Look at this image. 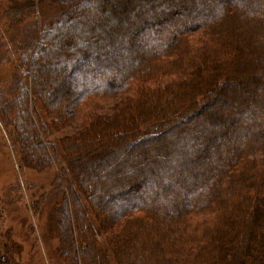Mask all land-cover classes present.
<instances>
[{"label":"trees","instance_id":"trees-1","mask_svg":"<svg viewBox=\"0 0 264 264\" xmlns=\"http://www.w3.org/2000/svg\"><path fill=\"white\" fill-rule=\"evenodd\" d=\"M11 1L8 15L19 23L38 9L31 0L24 6L16 4L24 0ZM137 1L145 5L147 0L105 6L110 23L94 31L89 43L116 29L120 13ZM55 2L53 18L43 13L42 2L35 23L22 26L20 60L32 92L18 80L13 98L2 99L0 105L3 112H14L10 125L20 161L37 171L57 157L42 139L31 96L57 129L72 123L81 127L76 137L64 141L72 150L67 153L64 147L63 155L81 195L99 216L109 251L97 244L94 232L91 241L87 230L73 246L67 202H74L80 228L85 218L69 187L58 212L62 259L68 264H110L108 257L115 264H264V0H180L172 9L164 2V11L157 16L139 11L121 25L122 38L131 37L127 46L131 50L104 42V52L91 56L84 51L85 29L72 18L88 9L95 14H87L85 24L101 22L95 7L104 1ZM195 3L202 6L191 15ZM69 25L78 37L73 38L77 50L83 51L70 47L62 55L53 54L58 46L55 35ZM112 54L114 58L106 61ZM56 57L62 66L50 62ZM90 58L98 70L88 69L76 91L68 92L64 104L56 108L52 94L62 88L57 80L60 68L74 71L77 63ZM111 99L118 101L113 115L102 116ZM215 109L220 118L211 121L209 115L203 116ZM169 132L181 145L173 150L172 160L158 172L143 167L136 173L150 188L142 192L139 181L130 183L127 191L140 197L134 202L121 198L100 217L95 205L103 197L96 187L86 185L89 167L127 145L131 149ZM164 148L168 149L162 146L157 151ZM143 170L148 174L142 175ZM111 193V198L122 195L117 190ZM0 264H7L1 255Z\"/></svg>","mask_w":264,"mask_h":264},{"label":"rangeland","instance_id":"rangeland-1","mask_svg":"<svg viewBox=\"0 0 264 264\" xmlns=\"http://www.w3.org/2000/svg\"><path fill=\"white\" fill-rule=\"evenodd\" d=\"M31 1L35 3V6L38 4L39 10L42 2L43 6L46 4V7L43 8L42 6V11L48 18H53L55 0ZM103 1V3L101 2L102 4H97L95 7L98 10V14L102 17L101 22L94 24L90 21L85 24V16L87 14L89 16L95 14L92 13L93 10H89V13H87L88 9L81 10V12L78 11L72 18L73 21L85 29L82 40L84 43H88L86 49L77 50L76 39L78 40V37L71 33L73 26L69 25L64 26L55 35L54 41L58 46L55 50L51 49L55 52L53 54L62 55L71 47L74 51H83L84 49L91 56L104 52V42L119 43L123 47H127L131 37L128 35L127 38H122L121 25L126 23L125 21H132L133 14L145 11L146 14L157 16L165 9L162 3L168 2V9H172L178 4V1L180 2V0H147L145 5L138 3V1L133 2L132 6H129L127 11L120 13L118 20L114 22L117 25L116 29L110 30L109 34L104 38L90 44L89 40L94 37V31L99 27H108L110 23L105 6L113 7L119 0ZM198 2L200 3V1ZM26 3L27 0L16 2L17 5L22 6L26 5ZM199 3H195L193 9L191 8V15L199 11L202 6ZM50 4L52 6L51 9ZM12 6L11 0H0V104L2 99L4 102H9L13 98L16 90L15 83L18 80H21L32 92L30 90L29 74L24 68L23 61L20 60L23 53V46L20 41L24 34L22 26L28 21L35 23L38 9L30 11L26 15L27 18H25L24 22L19 23L18 19H12L8 15ZM102 7L105 9L103 10ZM149 8L153 12L150 13ZM100 10H103V12H100ZM23 12L25 13V11ZM28 16L31 17L29 18ZM136 27L134 25L133 30ZM127 48L128 50L132 49ZM249 55L252 54H247V56ZM108 57L109 59L107 58L106 61H110V57L112 60L114 55L112 54ZM56 59L50 62L54 63L55 67L62 66L60 58L56 57ZM43 61L49 62L46 59L44 60V58ZM49 67L50 65H44V68ZM96 67L97 65L93 58H90L87 63H77L74 71L69 72L67 67L60 68L61 77L58 75L57 80H59L58 83L60 82L62 88L56 89L52 94L54 106L58 108L63 105L66 94L76 91V84L82 81V75L86 74L88 69H96L97 71L98 68ZM51 71L53 70H49L48 74ZM31 102L41 121L39 123L43 130L42 139L45 140L47 147L50 150L52 149L53 153H56L57 158L53 159L51 164L43 171H37L26 163L23 164L20 161L17 147L13 143L14 134L10 124L12 118H14V112L11 110L10 113L3 112V107L0 105V255L6 259L7 264H68L61 256L59 233L62 234L63 232L59 223L58 212L62 207L63 199L68 194L69 187L75 190V196L81 202L80 207L85 218V225L80 228L76 221L74 202H67L70 223L69 234L74 236L72 238L73 246L75 247L76 240L77 243H80V238H85L84 234L85 230H87L90 233L91 241L94 232L97 244L108 254L109 248L105 242L108 235L101 232L98 222L99 216L89 202L86 201V197L81 195L77 181L67 171L68 160L63 155V148L67 147L64 141L68 138H73L81 127L77 123H72L65 129H57V126L52 125L51 119L46 115L42 105L35 99L34 95L31 96ZM116 103H118L117 99L109 100L104 105V109L101 110V115L112 116V107ZM220 114L215 109L213 113L204 112L203 116L209 115L210 120L214 121L220 118ZM183 130L178 129L177 131L181 132ZM76 140H74V145L78 146ZM177 140L176 135L169 132L156 136L150 141L142 142L131 149L127 145L126 149L112 152L104 160L94 163L93 167H89V181L86 185L90 189L96 187L103 197V202L95 205L101 215L100 217H104L106 212L113 209L112 205L116 204L117 200L122 198L126 202H134L140 197V194L127 191V185L130 183L139 181L141 191L146 192L150 188V184H146L144 179H141V176L136 174L137 171L142 170L143 167H148L149 170L158 172L159 166L163 167L168 159L172 160L171 154H173V150L181 146ZM162 146L168 149L165 150L164 148V151L159 153L160 150H157ZM79 149L81 148L79 147ZM71 150L67 147V153H70ZM199 151L203 152L204 149L199 147ZM163 152H166L167 155ZM147 174L146 170L142 171V175L145 176ZM59 184L63 186H60L61 189H57ZM63 189L64 193L62 194ZM114 190L122 192L120 198L110 197L111 192ZM98 209H102L101 211L104 209V212ZM108 258L111 262L110 264H115L112 257Z\"/></svg>","mask_w":264,"mask_h":264}]
</instances>
